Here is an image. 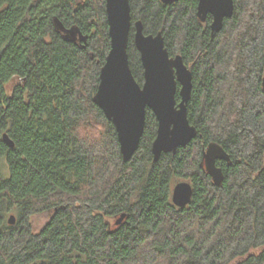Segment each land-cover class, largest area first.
I'll use <instances>...</instances> for the list:
<instances>
[{
	"label": "trees",
	"instance_id": "16d2710c",
	"mask_svg": "<svg viewBox=\"0 0 264 264\" xmlns=\"http://www.w3.org/2000/svg\"><path fill=\"white\" fill-rule=\"evenodd\" d=\"M130 3L133 23L163 32L192 71L198 135L155 161L158 123L147 110L139 150L124 163L94 103L111 49L106 0H0V264H264V0H235L214 36L199 0ZM132 44L134 30L141 84ZM212 143L232 159L217 162L220 187L201 165ZM182 181L194 195L179 208L172 192ZM50 212L34 232L32 217Z\"/></svg>",
	"mask_w": 264,
	"mask_h": 264
},
{
	"label": "water",
	"instance_id": "95a60500",
	"mask_svg": "<svg viewBox=\"0 0 264 264\" xmlns=\"http://www.w3.org/2000/svg\"><path fill=\"white\" fill-rule=\"evenodd\" d=\"M180 0H161L171 5ZM111 49L101 69L100 85L94 96V103L113 123L124 163L133 159L139 150L145 132L147 110H151L158 123L157 137L152 145V154L158 161L162 154H177L187 147L198 135L190 123L188 103L193 90V73L181 55L171 56L162 32L147 35L142 21L135 23L134 45L140 55L144 71L141 85L131 68L129 57L130 33L133 26L130 0H106ZM235 13V0H199L197 16L206 22L212 16L211 30L218 34L225 20ZM180 86V87H179ZM264 91V74L262 78ZM179 94L181 102L178 103ZM4 142L14 148L15 144L5 134ZM218 161L232 166L230 154L223 146L212 143L205 150L203 165L215 186H223L225 174ZM194 195L189 182L177 183L172 192L176 207L188 206ZM127 215L123 214L117 225ZM17 217L11 215L9 224L15 225Z\"/></svg>",
	"mask_w": 264,
	"mask_h": 264
},
{
	"label": "rangeland",
	"instance_id": "374dc122",
	"mask_svg": "<svg viewBox=\"0 0 264 264\" xmlns=\"http://www.w3.org/2000/svg\"><path fill=\"white\" fill-rule=\"evenodd\" d=\"M131 51L134 53L133 57L134 56L136 57V58L134 57V60H138L139 62L140 55L134 44H132ZM137 74H138L139 81L141 82V85H142L144 83L143 69H140V71L137 70ZM51 218H52L51 212L50 213H40V214H37L36 216H33L31 221H32L34 232L39 233L41 230H43L46 227V225L50 222Z\"/></svg>",
	"mask_w": 264,
	"mask_h": 264
},
{
	"label": "flooded vegetation",
	"instance_id": "af4514ba",
	"mask_svg": "<svg viewBox=\"0 0 264 264\" xmlns=\"http://www.w3.org/2000/svg\"><path fill=\"white\" fill-rule=\"evenodd\" d=\"M160 2H161V0H159ZM181 1V0H180ZM179 1V2H180ZM162 3V2H161ZM178 3V2H177ZM177 3H174V4H177ZM163 5H166V4H164V3H162ZM174 4H171V5H174ZM199 4V3H198ZM132 8V7H131ZM197 9H198V7H197ZM210 16V15H209ZM208 16V17H209ZM198 17V16H197ZM212 17V16H211ZM199 19V18H198ZM207 20H208V18H207ZM207 20H206V22H207ZM138 21H142V20H138ZM138 21H136V22H138ZM199 21H200V19H199ZM135 22V23H136ZM143 22V21H142ZM201 22V21H200ZM206 22H201V23H206ZM212 22H213V18H212ZM135 23H133V26H132V29H131V31L132 30H134V35H135ZM144 24V23H143ZM212 24V23H211ZM211 24H210V29H211ZM212 31V30H211ZM160 33V32H159ZM163 33V32H162ZM147 35H150V34H147ZM153 35V34H152ZM164 35V34H163ZM212 36H214L213 35V33H212ZM164 38H165V36H164ZM180 102H181V98H180ZM180 102H178V103H180ZM197 137V136H196ZM222 146V145H221ZM206 148H208V147H206ZM206 148L203 150V155H202V160H201V165H202V167L204 168V170L206 171V169H205V166L203 165V163H204V158H205V150H206ZM207 172V171H206Z\"/></svg>",
	"mask_w": 264,
	"mask_h": 264
}]
</instances>
